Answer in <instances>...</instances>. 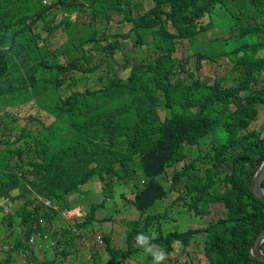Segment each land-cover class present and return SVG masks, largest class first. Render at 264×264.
Listing matches in <instances>:
<instances>
[{
  "label": "trees",
  "instance_id": "trees-1",
  "mask_svg": "<svg viewBox=\"0 0 264 264\" xmlns=\"http://www.w3.org/2000/svg\"><path fill=\"white\" fill-rule=\"evenodd\" d=\"M26 1L0 0V125L8 132L0 131V200L20 202L0 221V246L16 258L24 253L29 264H58L60 253L76 254L72 240L91 229L102 232L104 248L112 254L106 263L121 264L139 250L134 242L141 236V248L157 242L169 252L176 241L188 248L195 232L204 231L209 264H264L249 254L264 230V202L248 188L264 160V123L254 126L264 109V87H253L264 77V0H145L149 8L136 16L130 5L139 10L141 4L133 0H59L49 6L30 0L37 4L31 11L24 9ZM55 7L62 19L53 26ZM115 15L117 27L111 21ZM39 21L45 35L34 31ZM127 21L131 27L125 34L121 25ZM97 22L105 23L102 33L94 29ZM62 24L66 41L46 53ZM125 37L134 46L145 44L148 54L130 64L124 53V62H117L127 71L122 75L112 61ZM184 39L196 71L172 57ZM66 50L71 59L60 63ZM221 57H229L230 69L206 82L199 71ZM77 72L101 86L62 95L60 88L75 83ZM228 73L236 74L232 83ZM25 120L35 126H13ZM65 128L72 129L69 140L59 137ZM209 136L212 162L194 171L193 160L186 162L187 147ZM182 161L167 188L160 176ZM92 180L103 184L105 197L125 182V199L139 211L138 218L126 220L125 249L112 247L102 231L112 217L98 219L97 205L84 201ZM180 182L196 212L201 203H221L224 215L205 228L156 231L153 225L164 217L150 210ZM73 195L80 202H69ZM82 202L88 210L77 221ZM44 224L55 228L49 236ZM41 236L55 247L63 245L55 250L58 256L50 251L37 261L30 254V239ZM8 262L9 257L0 259ZM71 264H77L76 257Z\"/></svg>",
  "mask_w": 264,
  "mask_h": 264
},
{
  "label": "rangeland",
  "instance_id": "rangeland-1",
  "mask_svg": "<svg viewBox=\"0 0 264 264\" xmlns=\"http://www.w3.org/2000/svg\"><path fill=\"white\" fill-rule=\"evenodd\" d=\"M134 3H140V9H137V6L135 4H131V10L132 15L136 16L140 11H144L149 8L150 2H145V0H133ZM24 9L26 11L30 10L31 8H37V4L31 3L30 0H27L24 5ZM53 13L57 14V21L59 22L61 20L60 15V9L53 8ZM120 16L115 15L111 21L113 22V25L117 27L118 23L117 19ZM219 21H223L222 18ZM208 22V19H207ZM44 22L39 21L37 26L35 27V32H41L43 35L46 34V31H43ZM121 28V31L127 32L129 31L131 27L130 22L123 23ZM94 29L98 33H102L105 29V23L97 22L94 26ZM174 31V30H173ZM67 36L64 33L63 26H59L57 30L54 29L53 35L51 37L52 43L49 46V50L46 53H50L53 49L56 47L63 45L66 41ZM133 39L126 38L120 39L121 48L117 49L115 51V57L112 61L113 66L115 69H119L120 66L117 63L120 59H122V63L124 62V53L125 58L130 61V64L133 62L147 56L148 49L145 44H136L135 46L132 43ZM42 41V40H41ZM101 44H105L106 41H99ZM179 49L172 55V57H176L179 60H182L187 64V66H192L193 70L196 71V69L193 67L194 63V57L191 55L190 51V45L188 44V41L186 39L183 40V45H178ZM0 49H2V46L0 45ZM75 55H79V53L75 52ZM94 60H100L101 57L104 56V53L101 55H92ZM71 59L70 50H66L63 52L62 56L59 57V62L64 63ZM229 57H221L218 62L214 63H206L202 69L199 71V73H203L202 76L205 78L206 82H213L214 79H220L228 70L230 69L231 62L229 61ZM104 67V66H103ZM119 72L122 75H126L127 71L125 73L119 69ZM78 77H76V82L71 84L70 86L64 85L60 88V93L62 95H65L75 89H90L92 87H98L101 86V83L99 80L94 81L93 78L83 72H77ZM38 74L42 78H46L48 76V73H45V71H38ZM198 74V73H197ZM228 83H232L236 74L235 73H228ZM72 75V74H71ZM73 76V75H72ZM55 78V75L52 74V79ZM264 87V77L260 78L253 87ZM25 123H28L32 127L35 126V123L31 120H25V121H19L16 122L13 126H24ZM264 123V109L262 108L260 110V114L258 115V119L254 123L255 128H259ZM36 128V127H35ZM58 128V127H57ZM0 131H3L5 133L7 132V129H4L0 125ZM61 133H63L60 137V139L63 140H69L73 137L72 129L65 128ZM264 135V126L262 130V134ZM81 139V137L77 138ZM75 139V141L77 140ZM211 136L206 137L198 142V145L194 146H188L187 147V153L189 154L188 158L186 159V162H189V160H193L194 171H203L206 167H208L209 163L212 162V159L210 157V144ZM61 145V143H60ZM59 145V146H60ZM55 148V147H54ZM184 161L175 164L171 167H168L164 174H162L160 177L165 182L166 187L168 188L170 185H172L171 177L175 170L179 169L183 165ZM183 186V182H180L177 185H174L173 189L168 192V196L164 198L161 201H157L156 204L151 208L150 212H160L162 214L159 221H156L157 223L153 225L156 231L161 230L163 234H166L173 230L178 231H186L188 229H196V228H205L209 225V223L215 221L219 217L224 215V207L221 203H206V204H199L200 212H196L194 207H190L188 203L191 202V195L187 194L186 190ZM89 186L86 185L85 188H88ZM97 189L94 187V192ZM102 191V188L100 189ZM113 192V191H112ZM111 192V193H112ZM13 195L16 194V191L12 193ZM94 194V193H93ZM104 194V193H102ZM131 194V193H130ZM105 195V194H104ZM103 195V197H104ZM92 199H95L94 196H92ZM73 200H69V202H72ZM117 196H114L111 198V200L107 201L108 208L106 211H104V214L101 215L98 213V217L100 218H110L112 217V222L107 224L103 222L102 224V231H105V227H109L111 225V233L112 237L113 234H115V239L117 240L116 243H114V246L112 247L116 249H123L126 247V240L125 245L123 243L124 241V233H126V220L128 219H136L139 217L138 210L134 209V207L130 204L125 205V213L122 215L123 218H113L115 215V207L119 206L117 204ZM20 202L16 201H10L8 199H1L0 205L2 206V211H0V221L1 219L5 218L4 216L7 215L9 212L13 213L18 208ZM56 202L52 201V205H55ZM87 205L89 206V200L87 201ZM85 207V208H84ZM84 210L88 207L84 206ZM84 213L82 212L79 215H77V221H83L84 219ZM65 219V218H64ZM66 221H68L66 219ZM56 224L57 228L60 225V222L53 223V226ZM52 225H46L44 224L45 229L47 230V235L49 236L51 231L55 229ZM3 227V226H2ZM109 228L107 229V231ZM105 234V233H104ZM97 235H100V238L97 240ZM102 232H97L95 230L94 234L91 233V229H87L85 233L82 234L81 237H77L76 239L72 240L73 243V249L77 250L76 254H72L70 257L68 255H64L62 253L59 254V261L58 264H71L73 259L77 258V264H107L111 258L112 254L104 248L105 243L103 242L102 238ZM151 237H155V233L151 232ZM43 239L44 241H42ZM47 240L49 237L46 238ZM45 238H42V236L39 239H34L32 244H30V248L32 252L31 255L34 256V258L37 261H43L47 258L48 253L55 252V250L62 251L63 245L59 244L58 247H55V241H47ZM50 240V239H49ZM54 240V239H52ZM141 239H136L135 247L139 248L138 251H133L130 255L126 257V260L123 259V262L121 264H209L208 260L204 254V243H205V232L204 231H197L195 234L190 238L189 240V247L185 248L184 245L178 241L174 242L171 250L167 252L164 246L158 244L157 242L151 243L147 248H141ZM93 247V248H92ZM42 248V249H41ZM57 248V249H56ZM141 248V250H140ZM149 252L151 253L152 258L149 256ZM161 253L164 255V259L157 260L156 257H158ZM55 255L58 256V253L55 252ZM18 258H16L13 253H11L7 246H0V259H4L5 257H9L8 264H29L30 258H27L24 253H21L17 255ZM72 257V258H71ZM121 261V259L117 260ZM107 262V263H106Z\"/></svg>",
  "mask_w": 264,
  "mask_h": 264
},
{
  "label": "crops",
  "instance_id": "crops-1",
  "mask_svg": "<svg viewBox=\"0 0 264 264\" xmlns=\"http://www.w3.org/2000/svg\"><path fill=\"white\" fill-rule=\"evenodd\" d=\"M121 183H122V185L120 187L116 184L115 188H113L114 190H113L112 194L107 196V197H105V196L103 197L102 191L100 190L101 188L103 189V184L101 182H99L98 180H94V181L92 180L91 184L87 185V186H89L88 188L90 189L91 193H89L84 198V201L87 203V201L89 200V204L94 202L95 205H97V207L95 209V215L98 219H101L100 217H98V213H100L101 215L104 214V211H106V209L108 208L107 201L111 200V198L114 196H117L116 205L119 204V206L115 207V215L113 216V218H123L122 215L125 213V205H128L129 202L126 201V199H125V182H121ZM94 187L97 189L95 192H94ZM92 196H94L95 199H92ZM73 199L75 200V202H80V199L78 198L77 195L69 196V198H68V200H73ZM101 201H104V202H102V204H98ZM130 205H132V204H130ZM83 206H85L84 202H82L81 205L79 206L80 213L85 212ZM134 209H135V207H134ZM105 223L109 224L111 222H105ZM108 228H109V230L107 231ZM103 232L110 236L111 241H112V245L114 246V243H116L117 240L115 239V234H113V237H112L111 225L109 227H105V231H103ZM125 234L126 233H124V241H123L124 245H125ZM123 249H125V248H123Z\"/></svg>",
  "mask_w": 264,
  "mask_h": 264
},
{
  "label": "water",
  "instance_id": "water-1",
  "mask_svg": "<svg viewBox=\"0 0 264 264\" xmlns=\"http://www.w3.org/2000/svg\"><path fill=\"white\" fill-rule=\"evenodd\" d=\"M264 160L258 167L254 176H252L248 183L249 190L260 200L264 202ZM264 242V230H262L257 236L254 243L251 245L249 254L250 257L259 261H264V251L261 249V245Z\"/></svg>",
  "mask_w": 264,
  "mask_h": 264
},
{
  "label": "clouds",
  "instance_id": "clouds-1",
  "mask_svg": "<svg viewBox=\"0 0 264 264\" xmlns=\"http://www.w3.org/2000/svg\"><path fill=\"white\" fill-rule=\"evenodd\" d=\"M59 0H42V4L43 5H46V6H49V5H51V4H53V3H56V2H58ZM78 1H80V2H83V0H78ZM56 9H60V7H55ZM60 15H61V9H60ZM52 16L54 17V21H53V26H55V25H57L58 24V19H57V14L56 13H53L52 12ZM61 19H62V15H61ZM60 26H63V30H64V33H65V35H66V32H65V26L62 24V25H60ZM58 29V28H57ZM67 36V35H66ZM17 193V192H16ZM46 199L47 198H42L41 200L43 201V203L46 205V206H48V207H54L55 205H52V201L50 200V204H47L45 201H46ZM49 200V199H48ZM139 212V211H138ZM164 217V216H163ZM142 237V236H141ZM141 237H139L138 239H141ZM42 238H45V240H47L46 238L47 237H44V236H42ZM33 240H34V238H32V239H30V243L31 242H33ZM42 241H44L43 239H41ZM48 241V240H47ZM141 243V242H140ZM173 245V244H172ZM149 254H151L150 252H149ZM150 256V255H149ZM153 255H151L150 256V258L152 257ZM156 259L159 261V260H162V259H164V255H163V253H161L158 257H156Z\"/></svg>",
  "mask_w": 264,
  "mask_h": 264
},
{
  "label": "built area",
  "instance_id": "built-area-1",
  "mask_svg": "<svg viewBox=\"0 0 264 264\" xmlns=\"http://www.w3.org/2000/svg\"><path fill=\"white\" fill-rule=\"evenodd\" d=\"M47 204H50L51 202H50V200H48V199H46V201H45Z\"/></svg>",
  "mask_w": 264,
  "mask_h": 264
}]
</instances>
